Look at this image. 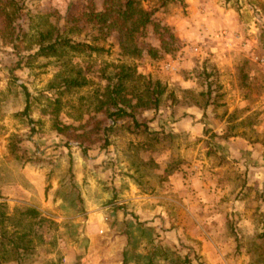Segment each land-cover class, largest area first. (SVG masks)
I'll return each mask as SVG.
<instances>
[{
  "label": "rangeland",
  "instance_id": "rangeland-1",
  "mask_svg": "<svg viewBox=\"0 0 264 264\" xmlns=\"http://www.w3.org/2000/svg\"><path fill=\"white\" fill-rule=\"evenodd\" d=\"M103 1L0 0V188L38 171L45 191L52 179L74 204L32 218L0 195V264H264V0H134L166 29L162 48L151 27L136 33L135 55L88 21ZM48 45L54 55L36 54ZM179 103L202 113L192 138L169 129ZM162 157L165 174L192 159L225 168L210 187L225 191L214 212L158 200L137 221L120 201L127 166L141 191L145 182L167 192L154 168ZM96 189L109 193L101 209L116 200L128 219L91 217L79 195L90 201Z\"/></svg>",
  "mask_w": 264,
  "mask_h": 264
},
{
  "label": "crops",
  "instance_id": "crops-1",
  "mask_svg": "<svg viewBox=\"0 0 264 264\" xmlns=\"http://www.w3.org/2000/svg\"><path fill=\"white\" fill-rule=\"evenodd\" d=\"M179 104L177 106L171 105L168 109V114L173 118L174 121V123H170L169 129L170 131H172V133L182 132L185 133L188 138H192L193 136L198 135V133L200 132L202 126V124L200 123V118L202 116V113L192 105L180 104L181 107H178ZM231 143L232 142L222 143L220 146L226 149L224 151H221L226 155V160L229 159V157L227 156V151L231 150ZM166 163L168 164L167 160L164 157L159 158L158 160H154V164L156 165L154 166V168H158V171H156V173L158 175H162V180L164 179L165 181L162 187L165 190H167L168 188L167 192H163L160 189V186H158L157 184L151 185L149 187V185L145 184V182H142L141 184V191L139 186L140 184L138 183L139 180L136 179L137 177L135 176L136 168L133 169L134 166H132V163L127 166V169L129 171L125 175V179L127 181L128 188L122 191V194L120 195V201L128 205L130 209L132 208L136 210V214L139 215L137 221H142V211L146 212V214L153 213L155 211L153 209L157 208V205L154 203H157L158 200L161 201V204H164V202H166V205L170 209H174V211L176 212H180L182 210L187 214H191L193 216L196 212H208L209 214L214 212L213 208H216L217 203V201L214 200L216 194H218L219 192L220 196L218 195L217 198H220L225 193V191H220V189L213 190L210 187L214 178L220 177V175L225 172V168L212 164V162H208V160L206 159L201 162H197L192 159L190 164H187L185 166L179 165V169H171L165 174L163 173V170L167 165ZM113 167V169H115L116 165H113ZM180 169H184L183 171H185V173L182 176L193 187V190L187 192V194L186 191L179 193V190L182 189V179L179 176L181 173ZM225 174L227 175L228 173L225 172ZM33 175L34 176L23 177L14 187H11L10 189L1 187L0 195L2 197L11 199L13 202L17 201L25 203L27 206L39 212L42 216H52V214L58 216L60 212L74 208L72 198L70 197L67 199V197H64V195L61 194L62 191L58 189L56 181L51 179L50 188L45 191L44 187L46 186V184L43 176H41L38 171H35ZM113 183L115 184V181ZM161 183L163 182H160V184ZM144 190H147V192L151 195H146L144 193ZM86 192V190H80L79 197L84 198L86 211L87 213H91V217H95L97 220L106 218L108 222L110 221L115 224H117L116 221L118 220V218H121L123 221L128 219L127 215H119L118 211L113 210V208L111 207L112 204H115V202H117L116 200H112V202L109 203L107 207H105L106 209H101L99 207L100 199L102 197L107 198L109 193H107L106 195L101 194L99 190L96 189L92 192L94 194L91 195L89 201ZM84 193L86 194V197ZM115 193L118 195V190L113 192L112 195H115ZM114 197L112 196L113 199ZM109 207L111 208L108 212H106L107 208ZM220 208L221 206H218V209ZM115 219L116 221H114ZM112 229L113 230L111 231V234L114 240L120 238L121 235H119L118 232L114 231L116 229L115 225H113ZM201 253L203 254L204 252L202 251Z\"/></svg>",
  "mask_w": 264,
  "mask_h": 264
},
{
  "label": "trees",
  "instance_id": "trees-1",
  "mask_svg": "<svg viewBox=\"0 0 264 264\" xmlns=\"http://www.w3.org/2000/svg\"><path fill=\"white\" fill-rule=\"evenodd\" d=\"M103 8L101 11H91L88 14V21L95 25L99 30H103L106 33L113 31L118 37V47L121 53L124 55H135L139 51L133 43V36L143 31L146 27H151L153 33L160 44V48L164 45L163 33L165 28L159 27L152 21V13L150 10L141 9L134 0H104ZM264 15V7L262 8ZM61 46H66L69 49L75 50L80 44H69V42H63ZM84 47L93 51V48L84 45ZM152 50L146 51L147 55L154 57ZM54 46L48 45L47 47H40L37 51V55L48 56L54 55ZM161 94V90L157 92V95ZM117 112L124 113L123 110H117ZM115 116H118L115 114ZM25 213L35 218L38 213L33 208H28Z\"/></svg>",
  "mask_w": 264,
  "mask_h": 264
},
{
  "label": "built area",
  "instance_id": "built-area-1",
  "mask_svg": "<svg viewBox=\"0 0 264 264\" xmlns=\"http://www.w3.org/2000/svg\"><path fill=\"white\" fill-rule=\"evenodd\" d=\"M223 34H224V33H221V35H223ZM192 50H194V49H192ZM164 69H165V70H172L173 68H172L171 65H167Z\"/></svg>",
  "mask_w": 264,
  "mask_h": 264
}]
</instances>
